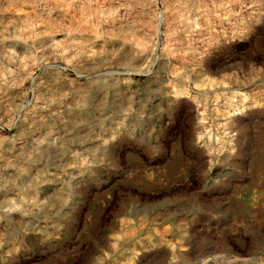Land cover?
Wrapping results in <instances>:
<instances>
[{
	"label": "rangeland",
	"instance_id": "rangeland-1",
	"mask_svg": "<svg viewBox=\"0 0 264 264\" xmlns=\"http://www.w3.org/2000/svg\"><path fill=\"white\" fill-rule=\"evenodd\" d=\"M0 264H264V0H0Z\"/></svg>",
	"mask_w": 264,
	"mask_h": 264
},
{
	"label": "bare ground",
	"instance_id": "bare-ground-1",
	"mask_svg": "<svg viewBox=\"0 0 264 264\" xmlns=\"http://www.w3.org/2000/svg\"><path fill=\"white\" fill-rule=\"evenodd\" d=\"M74 112V111H73Z\"/></svg>",
	"mask_w": 264,
	"mask_h": 264
}]
</instances>
